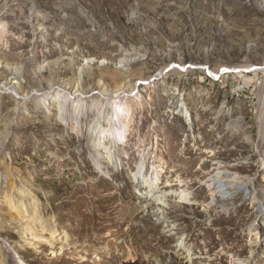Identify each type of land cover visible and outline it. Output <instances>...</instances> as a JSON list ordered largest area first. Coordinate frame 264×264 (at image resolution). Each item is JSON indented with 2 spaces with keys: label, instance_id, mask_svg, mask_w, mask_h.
Here are the masks:
<instances>
[{
  "label": "rangeland",
  "instance_id": "rangeland-1",
  "mask_svg": "<svg viewBox=\"0 0 264 264\" xmlns=\"http://www.w3.org/2000/svg\"><path fill=\"white\" fill-rule=\"evenodd\" d=\"M263 96L264 0H0V264H264Z\"/></svg>",
  "mask_w": 264,
  "mask_h": 264
},
{
  "label": "bare ground",
  "instance_id": "bare-ground-1",
  "mask_svg": "<svg viewBox=\"0 0 264 264\" xmlns=\"http://www.w3.org/2000/svg\"><path fill=\"white\" fill-rule=\"evenodd\" d=\"M24 72L25 71H23V70H19L18 72H16L17 76L15 78L18 79V78L23 77ZM82 78L83 77L81 76V79ZM15 83H19V81L14 82V84ZM5 87H6V90H8V91L10 90L8 85H6ZM124 91H125V88H123L121 90V92L118 93V95L113 96V97H115L113 99H111L109 97V94H108L106 99L100 100V103L103 106L102 107L103 111L107 110V109H111V110H114V112H115V113L113 112V117L111 119H109L110 131H111V135L113 136L112 140H111L112 141V147H114L115 149L117 147L119 148V146H120L119 143L122 141V138L124 137L125 132H126L125 131L126 129L123 128V125H124L123 119L125 118V114L129 115V113H131V111L133 112L135 110V108H133V106L130 104L131 100H129V96ZM75 95H77V93H75ZM79 97H78V95L77 96H70L69 93H67L66 91H64L62 89L58 90V89H55V87H51V93L42 94V97L40 100L44 105L53 106L55 104L56 105L58 104L59 108L62 109L61 111L60 110L59 111L62 112L64 104H66L67 107L72 106L74 109L76 105H79V104H77L78 102H80V101H82L83 103L86 102V101H83L84 98L82 99L81 97L80 98ZM82 102L80 104H82ZM76 109L77 108H75V110ZM62 115H64V114L62 113ZM62 119H63V117H62ZM71 121H68V120L65 121V124L67 127H72V126L74 127L75 126L74 122H71ZM77 125H78L77 126L78 132H81L82 127H81L80 123L78 122ZM73 129H76V127H74ZM101 134H108L107 130L102 129L101 132L99 133V136H101ZM96 135H97V133L95 134V136ZM97 137H98V135H97ZM106 137H107V135L104 136V138H106ZM99 140H101V138ZM95 146H96V144H95ZM110 153H112V151ZM96 164L100 167V165H101L100 159H97ZM246 262H247V264L252 263L251 260L246 261Z\"/></svg>",
  "mask_w": 264,
  "mask_h": 264
}]
</instances>
